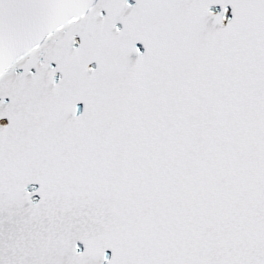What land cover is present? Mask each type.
<instances>
[{"label": "snow or ice", "instance_id": "6c2138e0", "mask_svg": "<svg viewBox=\"0 0 264 264\" xmlns=\"http://www.w3.org/2000/svg\"><path fill=\"white\" fill-rule=\"evenodd\" d=\"M0 264H264V0H0Z\"/></svg>", "mask_w": 264, "mask_h": 264}]
</instances>
